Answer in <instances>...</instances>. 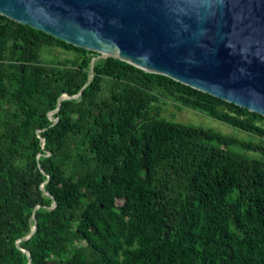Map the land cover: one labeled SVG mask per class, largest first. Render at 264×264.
Returning a JSON list of instances; mask_svg holds the SVG:
<instances>
[{"label": "trees", "instance_id": "1", "mask_svg": "<svg viewBox=\"0 0 264 264\" xmlns=\"http://www.w3.org/2000/svg\"><path fill=\"white\" fill-rule=\"evenodd\" d=\"M53 46L74 66L41 64ZM97 55L0 15V264H264V144L154 104L263 142L264 118Z\"/></svg>", "mask_w": 264, "mask_h": 264}, {"label": "water", "instance_id": "2", "mask_svg": "<svg viewBox=\"0 0 264 264\" xmlns=\"http://www.w3.org/2000/svg\"><path fill=\"white\" fill-rule=\"evenodd\" d=\"M0 15L264 118V0H0Z\"/></svg>", "mask_w": 264, "mask_h": 264}, {"label": "rangeland", "instance_id": "3", "mask_svg": "<svg viewBox=\"0 0 264 264\" xmlns=\"http://www.w3.org/2000/svg\"><path fill=\"white\" fill-rule=\"evenodd\" d=\"M76 57L77 54L72 51H65L59 47L53 46L43 48L41 50L39 61L41 64L53 65L58 67H72L74 66ZM154 106L157 108L159 117L165 120L212 129L221 134L233 136L243 141H251L254 143L264 144V142L256 136L232 128L226 124L207 117L203 113L180 106L177 103L166 98L165 96H158V100L157 102H155ZM256 124L264 127V120L257 121ZM238 151L247 156L260 158V156L256 153L243 152L240 150ZM261 159L264 161V158Z\"/></svg>", "mask_w": 264, "mask_h": 264}]
</instances>
